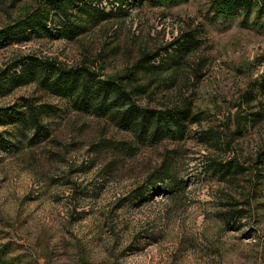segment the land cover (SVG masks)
I'll return each mask as SVG.
<instances>
[{
	"label": "rangeland",
	"instance_id": "rangeland-1",
	"mask_svg": "<svg viewBox=\"0 0 264 264\" xmlns=\"http://www.w3.org/2000/svg\"><path fill=\"white\" fill-rule=\"evenodd\" d=\"M44 1L0 0V28ZM213 1L131 5L74 40L51 30L0 50V76L33 57L106 79L192 36L196 51L177 71L143 79L136 105L199 117L182 140L141 144L36 84L0 97V109L31 101L49 131L30 144L31 132L0 125L15 145L0 150V264H264V28L215 19ZM218 162L246 170L221 179ZM163 170L178 191L132 200Z\"/></svg>",
	"mask_w": 264,
	"mask_h": 264
},
{
	"label": "trees",
	"instance_id": "trees-1",
	"mask_svg": "<svg viewBox=\"0 0 264 264\" xmlns=\"http://www.w3.org/2000/svg\"><path fill=\"white\" fill-rule=\"evenodd\" d=\"M189 0H45L33 12H29L11 25L0 28V50L30 39L56 31V36L74 40L86 34L99 19L124 17L126 7L177 5ZM212 12L215 19L231 20L242 18L247 24L264 28V0H214ZM253 21L249 23L250 18ZM198 40L190 36L177 42L176 46L164 49L162 53H143L136 64L124 75L101 79L100 75L85 66L66 69L59 65L27 57L15 65L18 72L6 70L0 76V97L7 95L14 87L36 84L45 92L67 100L73 111L108 119L118 129L128 132L141 144L159 143L164 140H182L188 125L197 122L199 117L191 115L189 109H166L157 111L136 105V99L145 94V78L160 77L161 73L177 71L190 54L196 51ZM26 107L25 111L19 108ZM42 109L31 101L23 105L0 109V125H11L27 136L32 133L30 144H36L48 137V129L42 123ZM258 117L259 113L248 114ZM254 122V120H252ZM247 131H237L243 137ZM236 134V133H235ZM234 134V135H235ZM237 135V134H236ZM13 136L0 134V150H11ZM259 171L264 172V150L258 156ZM246 169L239 164L214 163L213 170L221 179H234ZM161 182L162 186L158 183ZM179 185L163 170L158 181L148 184L136 192L132 200L148 201L159 192L175 193ZM234 219L227 217V225ZM0 263H5L0 260ZM12 264V263H9Z\"/></svg>",
	"mask_w": 264,
	"mask_h": 264
}]
</instances>
